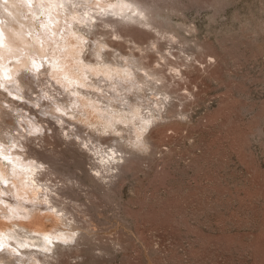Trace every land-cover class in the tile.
Returning a JSON list of instances; mask_svg holds the SVG:
<instances>
[{
    "label": "rangeland",
    "instance_id": "374dc122",
    "mask_svg": "<svg viewBox=\"0 0 264 264\" xmlns=\"http://www.w3.org/2000/svg\"><path fill=\"white\" fill-rule=\"evenodd\" d=\"M76 1L74 16L91 0ZM143 2L136 23L78 25L87 34L82 56L93 67L87 79L93 87L74 88L78 99H91L99 111H105L100 99L110 94L116 96L112 110L124 111L126 97L141 115L156 114L142 135L144 145L136 148L119 138L125 131L100 132L103 120L89 107L91 124L81 113L74 119L62 115L60 124L102 153L120 154L123 159L109 170L112 177L101 179L94 151L73 135L65 137L55 118L43 112L55 100L76 104V94L52 78L50 65H38L35 71L45 72L39 77L26 69L15 75L24 84V98L11 95L17 82L0 86L1 150L25 135L20 114L42 126L36 139H22L24 148L11 151L22 160L42 161L37 179L54 189L51 202L62 222L42 218V233H75L71 241L55 239L50 249H36L37 256L44 264H264V0ZM100 45L107 47L99 48L97 59L94 47ZM52 47L49 41L47 52ZM102 67L126 75L120 84L127 89L116 85V77L106 81L95 73ZM117 126L126 128L119 121ZM0 160L11 165L8 158ZM7 185L0 180V190ZM1 199L15 206L12 191L1 192ZM30 219L17 215L13 224ZM8 226L0 234L15 230ZM21 228L20 239L30 241L36 232Z\"/></svg>",
    "mask_w": 264,
    "mask_h": 264
},
{
    "label": "bare ground",
    "instance_id": "6f19581e",
    "mask_svg": "<svg viewBox=\"0 0 264 264\" xmlns=\"http://www.w3.org/2000/svg\"><path fill=\"white\" fill-rule=\"evenodd\" d=\"M35 1L37 2V6L40 7L39 13H36L35 11ZM144 2L143 0H91L84 7H80V11L82 10V12H80L79 15L77 14V16H74V13H77L76 6L78 1L76 0H0V86L8 88L10 84H16L17 82L19 84V89L13 90L11 95L24 98V84L20 80L21 78H14L15 75L17 73L19 74L24 69L35 71L40 67L38 65L44 66L48 64L50 65L49 71L51 72V75L54 74L52 78L64 87L65 92H67V94H76V104L70 106L68 104L58 103L54 99L55 101L53 100L54 102L48 105L43 112H47L50 116H53L59 125L65 123L63 116L74 119L79 117V113H81L80 117L84 118L89 124H91L89 121V112L85 107H89V109L92 108L98 115V119L100 117V120L101 118L103 120V122L101 121L103 125L102 129L99 130L101 127L99 129L97 128L100 132L109 131L111 133H118V131H125L127 134L124 136H121L120 134L119 138L125 137L134 147H142L144 145L142 135L148 127V124L153 122L156 118V114L149 116L141 115L134 109V106L131 105L132 102L130 103L126 97L123 99L125 101L124 111H122L123 109L119 112L117 109L112 110L114 107L113 101H116V96L110 94L109 96H103V100L100 99L105 104V111H99L95 105H92L91 99L81 101L77 98V93H80V91L76 87L74 88V85L81 86V88L87 86L93 87V84L87 81L91 75L90 72H92L93 67L91 68L82 56L83 50L86 46L84 44V39L87 34L85 30L79 29L78 25L81 27V25L84 24L86 29H89L94 26L92 23L99 20L103 25L111 26L113 23L115 24L116 21L118 22L119 20H124L127 16H131L132 11L142 14V9L147 5V2L145 4ZM129 5L131 8L128 7ZM5 8H7V11H5ZM140 16L141 15L132 16V20H137ZM69 38H72L74 42H70ZM47 40L51 41L53 44V47L50 48L52 50L49 52H47V47L49 46V41ZM99 48L100 47L97 46L94 47L95 53L99 51ZM67 57H70L71 60H68L72 61L68 65L67 63L69 62L65 60ZM54 69H56V71ZM35 72L37 73V71ZM95 73L106 76V81H110L116 77V85L119 84L122 89H127L122 83L120 84V80L123 83L126 82V75L112 71L110 67L97 68ZM42 74H45V72L37 73L36 75L39 77V75ZM81 94H83V92ZM52 97L55 98L54 95ZM36 104H38L39 107L41 105L43 106V104H39L37 100ZM7 105L10 106V104ZM29 115L20 114L18 116L21 118V121L26 122V126L28 127L25 135L22 134L24 139L27 137L29 138V136H34L35 138V134L39 132L37 129L41 130L40 128L42 127L35 122V120H31ZM118 121L123 125H126V128L117 126ZM61 130L64 131L62 134L65 137L68 136L71 138L69 135H73L74 139H79L78 145L82 144L86 147V150L94 151L93 154L98 156L97 158L101 163V165L97 166H102L100 168L103 169V172H107L111 170V168L114 169L113 167L116 166L114 164H116L121 157L119 156L120 154L117 156V151L115 149L111 150V153H102L101 150H98V146H95L96 144L92 147L87 145L86 142L80 140L75 132H69L71 130L69 129L68 131L66 126H61ZM29 131L33 134L28 135ZM17 140H19V143L15 148L3 150L0 148V156L8 158V162L11 163V165L6 164L5 162H2L3 160H0L2 163L0 164V180L5 184H8L4 189L0 190V193L2 192L5 195H9L12 191V193H15L16 195V200L14 199L16 207L6 199L0 200L2 205L6 204L8 206L0 205V216H2L0 218L9 222V224H7L2 221L0 227L4 228L6 225H10L15 229H6L0 234V248L4 244H8L7 247L4 246V254L0 255V262H2V264H44V262L38 258L36 249H41L43 251L50 249L51 246L53 247L55 245V243H53V240L55 241V239H62L63 242L67 239L71 241L73 234L70 233L71 229H68L65 232L62 231L59 235H57V233L56 235L42 233V231L45 230L44 228H41L43 224L42 218H50L57 225L58 222H62V215L59 216L62 212L59 214L60 210L56 209L55 205L51 202L52 195L50 193L53 192L54 189L52 190L49 186L42 185L40 182L41 180L37 179V175L40 174L42 169V167L38 168L37 165L40 166L42 161L40 162L36 160V157H32L33 155L31 156L32 158H23L24 160H22L19 153L11 152L12 150L24 148L22 141L17 137L12 138V143H16ZM115 141L118 142V140ZM90 142L92 143V141ZM120 152L123 151L120 150ZM51 167L53 169L52 165ZM54 168L56 172L59 171L57 169L58 167ZM7 169L11 171L10 177L8 176ZM94 170L101 179L106 176L109 178L113 174V172L110 173L109 171L108 174L105 172L104 175L98 167ZM54 193L58 194V191H54ZM12 196H14V194H12ZM27 203H31V205H27ZM14 208L18 213L17 215L21 218L30 215V221L26 224H13L17 217L13 212ZM54 209L55 211H53ZM40 212H44V214L40 215ZM21 226L25 228V233L26 231L36 232L32 235L25 234L28 235L27 239L30 241L26 242V239H20L21 236L19 237V233L23 229H20ZM21 235H23V232ZM9 239L13 240L14 243ZM57 242L60 241L57 240ZM22 249H26L27 251H23ZM44 256L48 257L49 254L47 255L44 253Z\"/></svg>",
    "mask_w": 264,
    "mask_h": 264
},
{
    "label": "clouds",
    "instance_id": "9594fccd",
    "mask_svg": "<svg viewBox=\"0 0 264 264\" xmlns=\"http://www.w3.org/2000/svg\"><path fill=\"white\" fill-rule=\"evenodd\" d=\"M128 7L131 8L130 5H129ZM5 11H7V8H5ZM114 15H115V13H114ZM137 15H141V16H142V14H139V13H137L136 11H132L131 16H127V17H125V19L128 20V21H131V22H133V23H136L137 21L132 20V16H137ZM105 27H107V25H105ZM119 38H120L119 36H115V37H114V39H119ZM106 47H107L106 45H100L101 50H103V49L106 48ZM96 58L99 59V52L96 53ZM6 90H7V89H6ZM37 130H38V131H42V130H39V129H37ZM32 134H33V133H32L31 131L28 132V135H32ZM104 134H107V133H104ZM3 136H4L5 139H8V133H7L6 131L3 133ZM19 139H20V140L24 139V136L21 135V136L19 137ZM18 143H19V140H17L16 143H10V142H9V144H7L5 147H6V149L15 148V147H17V144H18ZM37 167L39 168L40 166L37 165ZM73 236H75V233H73ZM66 242H67V241H66ZM0 264H2V262H0Z\"/></svg>",
    "mask_w": 264,
    "mask_h": 264
}]
</instances>
